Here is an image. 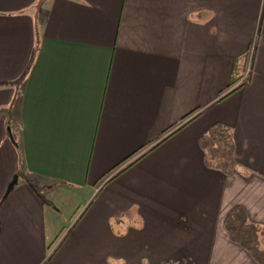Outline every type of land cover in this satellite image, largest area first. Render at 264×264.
<instances>
[{"label":"crops","instance_id":"1","mask_svg":"<svg viewBox=\"0 0 264 264\" xmlns=\"http://www.w3.org/2000/svg\"><path fill=\"white\" fill-rule=\"evenodd\" d=\"M236 211L264 232V0H0V264H258Z\"/></svg>","mask_w":264,"mask_h":264},{"label":"trees","instance_id":"2","mask_svg":"<svg viewBox=\"0 0 264 264\" xmlns=\"http://www.w3.org/2000/svg\"><path fill=\"white\" fill-rule=\"evenodd\" d=\"M243 70L244 58L236 62L233 69L231 84L228 88V90H232L223 96L221 100L243 87L242 85L236 87L242 78ZM192 120H194V118ZM177 131L164 138L155 147L165 142ZM199 145L204 152L205 165L207 168L219 171L227 176L233 174L237 167L235 160V143L228 127L222 124H215L207 134L200 138ZM136 154L138 153H135L129 157V159L133 158ZM129 159L125 160L124 163ZM225 228L235 244L246 250L258 264H264V250L261 249V237L264 235L263 231L248 223L246 220H241L238 211L233 212L228 217Z\"/></svg>","mask_w":264,"mask_h":264},{"label":"built area","instance_id":"3","mask_svg":"<svg viewBox=\"0 0 264 264\" xmlns=\"http://www.w3.org/2000/svg\"><path fill=\"white\" fill-rule=\"evenodd\" d=\"M253 56H254V49H251V51L247 54V56L244 58V70H243V75H242V78L241 80L238 82V84L236 85V87L238 86H241V85H244L246 84L252 73H253ZM65 237V234L62 235L59 243L63 240V238ZM58 243V244H59ZM57 244V246H58ZM57 246L55 247V249L57 248ZM54 249V250H55ZM53 250V251H54Z\"/></svg>","mask_w":264,"mask_h":264},{"label":"water","instance_id":"4","mask_svg":"<svg viewBox=\"0 0 264 264\" xmlns=\"http://www.w3.org/2000/svg\"><path fill=\"white\" fill-rule=\"evenodd\" d=\"M18 177H15L11 185L9 186L8 193L18 184Z\"/></svg>","mask_w":264,"mask_h":264},{"label":"flooded vegetation","instance_id":"5","mask_svg":"<svg viewBox=\"0 0 264 264\" xmlns=\"http://www.w3.org/2000/svg\"><path fill=\"white\" fill-rule=\"evenodd\" d=\"M61 237H62V236H61ZM64 238H65V237H64ZM64 238H63V239H64ZM61 242H62V241H61ZM61 242H60V243H61ZM60 243H59V244H60Z\"/></svg>","mask_w":264,"mask_h":264},{"label":"rangeland","instance_id":"6","mask_svg":"<svg viewBox=\"0 0 264 264\" xmlns=\"http://www.w3.org/2000/svg\"><path fill=\"white\" fill-rule=\"evenodd\" d=\"M242 75H243V73H242ZM242 86H244V85H242Z\"/></svg>","mask_w":264,"mask_h":264}]
</instances>
